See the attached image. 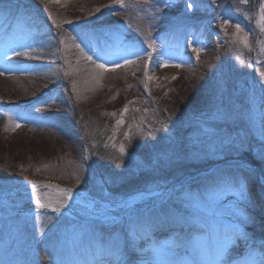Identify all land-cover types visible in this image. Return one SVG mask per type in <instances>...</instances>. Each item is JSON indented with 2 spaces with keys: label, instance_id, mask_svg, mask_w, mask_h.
Here are the masks:
<instances>
[{
  "label": "rangeland",
  "instance_id": "rangeland-1",
  "mask_svg": "<svg viewBox=\"0 0 264 264\" xmlns=\"http://www.w3.org/2000/svg\"><path fill=\"white\" fill-rule=\"evenodd\" d=\"M18 1L0 0L3 36H12L15 23L27 29L32 18L45 33L28 55L14 54L21 48L13 47L12 38L0 43V189L32 186V181L54 189L8 190L11 195L0 199V264H68L89 259L99 241L119 238L124 243L125 225L102 231L63 208L57 213L41 207L37 192L42 201L60 198L56 186L116 200L183 180L185 187L203 191L214 178L235 171L237 153L227 147L215 150L230 129L232 135L250 130L253 146L260 150L264 32L256 21L262 0H125L124 7L111 10L103 7L110 0H74L70 5ZM187 3L193 8L187 9ZM237 24L243 29L239 34ZM244 36L247 47L239 38ZM149 39L155 41V52ZM67 40L72 42L68 49ZM76 45L92 60L102 56L107 61L99 81L79 86L83 80L78 79L91 67L71 75L81 63L91 62ZM194 48L202 49L199 58ZM45 59L53 61L47 64L57 73L53 78L42 74L44 64L31 68L34 60ZM218 109L227 115H217ZM121 144L127 149L123 154ZM248 211L256 223L245 231L259 260L264 210ZM239 247L236 260L247 253L242 243Z\"/></svg>",
  "mask_w": 264,
  "mask_h": 264
},
{
  "label": "snow or ice",
  "instance_id": "snow-or-ice-1",
  "mask_svg": "<svg viewBox=\"0 0 264 264\" xmlns=\"http://www.w3.org/2000/svg\"><path fill=\"white\" fill-rule=\"evenodd\" d=\"M117 5L124 7L125 0H110L103 7L111 10ZM193 6L192 3L186 4L187 9H192ZM165 7L171 5L165 4ZM95 11L100 12L101 8L98 7ZM256 23L260 31L264 32V0L259 5V19ZM235 29L236 34L243 31L239 24L235 25ZM239 38L247 47V36ZM60 42L64 43V37H61ZM76 47L80 48V45ZM148 47L155 52V41L149 39ZM201 50L193 49L197 58ZM260 50L264 52V42ZM80 52L86 60L92 61V57L82 48ZM14 54L28 55V52ZM148 58L151 60V53H148ZM124 63L132 61L125 60ZM96 67L106 68L104 64H96ZM124 111H127V107ZM217 115L226 116L227 113H221L218 109ZM122 123V119L117 120V125ZM167 127V124L162 125L163 129ZM207 131L212 136L218 135L211 129ZM232 131L230 129L220 139L215 150L222 151L227 147L237 153L235 171L226 177L214 178L203 191H193L191 187L181 184L179 188L157 193L159 205L154 201L149 203L143 194L119 202L113 201L115 207L124 213V217L111 214L112 207L108 203L90 201L85 204L84 212L95 217V222L102 231L111 233L118 225L123 224L126 226V238L123 244L119 238L109 239L107 243L99 241L90 253V259L74 260L68 264H264V254H259L260 258L257 260V249L253 247L252 238L245 231L247 225L256 223V217L248 209L264 210V140L260 141V150L257 151L250 139V130L244 135L240 131L232 135ZM260 134L264 136V97L261 101ZM119 151L122 154L127 151L124 144L120 145ZM76 183H80L79 178ZM36 186L37 182L32 181L34 190ZM56 187L61 194L59 199L55 202L51 199L42 201L41 194L37 192L36 203L44 208L52 207L58 213L61 205L71 200L73 192L70 187ZM241 208L244 210L241 211ZM71 228L75 231L78 226L73 224ZM161 233L167 238L159 239ZM79 235L82 237L83 232ZM240 243L247 248V253L244 259L236 260L234 257L241 251Z\"/></svg>",
  "mask_w": 264,
  "mask_h": 264
},
{
  "label": "bare ground",
  "instance_id": "bare-ground-1",
  "mask_svg": "<svg viewBox=\"0 0 264 264\" xmlns=\"http://www.w3.org/2000/svg\"><path fill=\"white\" fill-rule=\"evenodd\" d=\"M53 1L54 0H50L49 2H53ZM60 1H61L60 4L63 3V4L70 5L71 3H73L74 0H60ZM83 1L91 3V2H94L95 0H83ZM1 3H3L5 6L9 5L8 3H4V2H1ZM23 3L24 2L22 0L18 1L19 5L23 4ZM31 20H33V22H30L29 27L27 29L24 28L23 26H19L18 24L15 23V25H12L11 30H12V34H13V39L22 41L24 43V47L31 46L28 51L33 53L34 52L33 46L38 44L39 39H41L40 32L43 33V30L41 29V26H42L41 23L36 24L34 22L33 18ZM65 43H66V49L71 47V43H72L71 41L67 40V41H65ZM13 47H17L19 49L20 48L22 49V47L19 45V43L18 44L14 43ZM93 61L95 63H93ZM58 62H61V61H58ZM103 62L106 63L107 61L102 56H100V57H97L95 60H92L91 62L81 63V65L79 67L73 69V71L71 72V75L76 76V75L80 74L81 72H83L86 69L91 67V70H90L91 72H89L88 75H81L80 79H78V82L83 80V83H81L79 85L80 87L85 86V84H93V83L99 81L98 73L101 70L100 68L96 67V64H103ZM52 63H53V61H50L47 59H45V60H34L33 61L34 66L31 67V65H30V67L33 68V67H37V65H39V64H44L41 67L38 66L39 69H41V72H43L42 74H44L46 77L53 78L57 75V73L55 72V69H52L51 67H49L47 65V64H52ZM66 64H67V66L68 65L69 66L78 65V64H74L72 62H68ZM155 66H156V61L152 60L151 67H155ZM38 67L36 69H38ZM31 68L25 67L24 70L27 71ZM90 73H93L94 76H91ZM85 79H87V80H85ZM45 189L48 191H53L54 187H47L44 189H41L40 187L39 188L36 187L35 190L33 189V187L32 188L30 187L29 189L28 188H22L21 192H34L36 190L40 191V190H45ZM158 198L159 197L157 195H155V196H153L152 199L157 200ZM81 199H83L84 205L91 201L89 198H87V196H82ZM80 211H84V206H82V205H78L77 207L75 206V209L73 210V212L76 214H80ZM159 236L160 237L162 236V238L163 237L167 238L163 233H161ZM258 248L263 250V254H264V247L259 246Z\"/></svg>",
  "mask_w": 264,
  "mask_h": 264
}]
</instances>
